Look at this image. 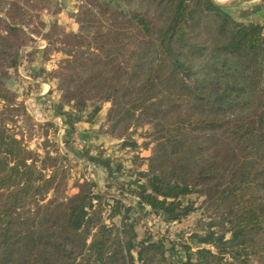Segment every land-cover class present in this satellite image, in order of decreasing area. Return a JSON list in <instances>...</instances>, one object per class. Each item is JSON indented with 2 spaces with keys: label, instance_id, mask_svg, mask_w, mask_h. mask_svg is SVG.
<instances>
[{
  "label": "trees",
  "instance_id": "obj_1",
  "mask_svg": "<svg viewBox=\"0 0 264 264\" xmlns=\"http://www.w3.org/2000/svg\"><path fill=\"white\" fill-rule=\"evenodd\" d=\"M92 5L62 92L110 103L112 135L135 120L150 125L149 167L134 196L174 222L193 212L180 199L203 190L219 215L208 231L219 233L173 262L161 240L107 225L89 184L67 196L49 127L6 88L19 56L0 34V264H264V25L236 22L213 0ZM20 32L8 26L9 36Z\"/></svg>",
  "mask_w": 264,
  "mask_h": 264
},
{
  "label": "rangeland",
  "instance_id": "obj_2",
  "mask_svg": "<svg viewBox=\"0 0 264 264\" xmlns=\"http://www.w3.org/2000/svg\"><path fill=\"white\" fill-rule=\"evenodd\" d=\"M106 1L0 0V34L18 48L19 56L6 88L35 123L49 127V140L67 166L66 195L77 193L83 182L89 184L92 206L101 204L107 225L125 231L133 226L137 240H161L170 260L176 262L183 256L184 247L192 251L209 248L210 240L219 233L220 228L208 231V224L219 216L210 204L211 196L197 189L181 198V204L192 207L193 212L174 222L165 221L159 213L140 204L132 190L135 182L144 183L141 174L149 167L150 125L135 120L121 136H117L119 130L112 135L116 111L110 103L97 104L89 97L80 102L76 96L69 98L60 87L61 76L74 73L65 61L75 55L73 46L81 35L82 13L93 11V2ZM213 1L221 6L230 5L226 8L236 22L264 25L258 17L248 16L259 0ZM10 25L21 26V32L9 36ZM40 143L39 138L27 140L31 149L38 148ZM116 206L117 215L110 217L111 207ZM175 252L178 256H174Z\"/></svg>",
  "mask_w": 264,
  "mask_h": 264
},
{
  "label": "crops",
  "instance_id": "obj_3",
  "mask_svg": "<svg viewBox=\"0 0 264 264\" xmlns=\"http://www.w3.org/2000/svg\"><path fill=\"white\" fill-rule=\"evenodd\" d=\"M220 1H229V0H220ZM230 1L234 2V1H238V0H230ZM236 3H238V2H236ZM215 4H217V3H215ZM217 5L221 6V4H217ZM222 6H224L225 8L230 7V5H222ZM231 7H233V6H231ZM248 16L250 19H253V18L256 19L258 17L259 19H261L260 21L264 22V0H259V2L257 4L252 6V8H250V14H248Z\"/></svg>",
  "mask_w": 264,
  "mask_h": 264
}]
</instances>
